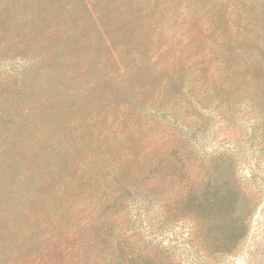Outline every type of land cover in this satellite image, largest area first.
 I'll return each mask as SVG.
<instances>
[{
    "label": "rangeland",
    "instance_id": "1",
    "mask_svg": "<svg viewBox=\"0 0 264 264\" xmlns=\"http://www.w3.org/2000/svg\"><path fill=\"white\" fill-rule=\"evenodd\" d=\"M3 10L24 18L16 33L55 35L77 86L48 119L30 116L0 165V264L32 259L34 240L65 226L66 204L78 221L110 195L113 236L136 234V249L142 230L180 264H264V0H0ZM59 139L79 147L50 162ZM182 139L232 156L262 193L232 255L191 249L190 224L168 222L159 198L141 193Z\"/></svg>",
    "mask_w": 264,
    "mask_h": 264
},
{
    "label": "trees",
    "instance_id": "2",
    "mask_svg": "<svg viewBox=\"0 0 264 264\" xmlns=\"http://www.w3.org/2000/svg\"><path fill=\"white\" fill-rule=\"evenodd\" d=\"M5 11L9 12H1ZM23 24L24 18L11 11L0 15V165L7 161L18 134L29 128L30 116L48 119L51 102L77 86L55 35L48 40L45 34L32 38L16 33ZM181 141L151 169L156 183L145 184L141 193L159 198L168 222L180 218L190 224L191 249L206 256L232 255L251 229L262 193L241 181L232 156L201 154L194 150L195 144ZM52 144L56 152H49L50 162L54 156L70 159L79 147L77 141L69 144L60 139ZM83 180L84 186L101 190L96 178ZM102 195L110 192L104 190ZM110 196L78 221V210L66 204L65 226L44 240H34L32 259L22 264H180L170 246L142 230L141 250L136 249V234L113 236Z\"/></svg>",
    "mask_w": 264,
    "mask_h": 264
}]
</instances>
